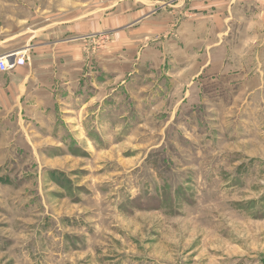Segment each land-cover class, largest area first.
Here are the masks:
<instances>
[{"label": "rangeland", "instance_id": "374dc122", "mask_svg": "<svg viewBox=\"0 0 264 264\" xmlns=\"http://www.w3.org/2000/svg\"><path fill=\"white\" fill-rule=\"evenodd\" d=\"M0 264H264V0H0Z\"/></svg>", "mask_w": 264, "mask_h": 264}, {"label": "built area", "instance_id": "2783aa9c", "mask_svg": "<svg viewBox=\"0 0 264 264\" xmlns=\"http://www.w3.org/2000/svg\"><path fill=\"white\" fill-rule=\"evenodd\" d=\"M22 64H24V57L20 51L2 55L0 56V73H6Z\"/></svg>", "mask_w": 264, "mask_h": 264}, {"label": "crops", "instance_id": "0c3cea01", "mask_svg": "<svg viewBox=\"0 0 264 264\" xmlns=\"http://www.w3.org/2000/svg\"><path fill=\"white\" fill-rule=\"evenodd\" d=\"M12 52H16V51L15 50L14 51L12 50Z\"/></svg>", "mask_w": 264, "mask_h": 264}]
</instances>
